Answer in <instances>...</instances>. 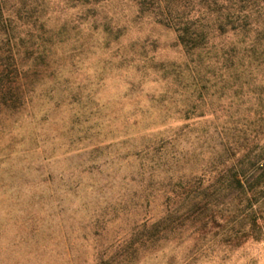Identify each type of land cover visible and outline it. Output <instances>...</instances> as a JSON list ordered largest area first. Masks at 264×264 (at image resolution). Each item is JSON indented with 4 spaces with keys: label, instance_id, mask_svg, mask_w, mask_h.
<instances>
[{
    "label": "rangeland",
    "instance_id": "obj_1",
    "mask_svg": "<svg viewBox=\"0 0 264 264\" xmlns=\"http://www.w3.org/2000/svg\"><path fill=\"white\" fill-rule=\"evenodd\" d=\"M36 1L54 39L31 49L44 66L29 74L28 43L0 62L19 67L2 82L16 107L0 104V264H264V240L230 251L188 229L151 234L187 218L194 182L218 177L220 143L264 145V41L255 69L230 48L253 43L217 39L194 77L144 0H11L12 11ZM201 129L218 141L196 139Z\"/></svg>",
    "mask_w": 264,
    "mask_h": 264
},
{
    "label": "trees",
    "instance_id": "obj_2",
    "mask_svg": "<svg viewBox=\"0 0 264 264\" xmlns=\"http://www.w3.org/2000/svg\"><path fill=\"white\" fill-rule=\"evenodd\" d=\"M12 8L11 0H0V62L15 61L17 45L28 43L26 58L33 61L29 74L38 75L46 56L36 55L31 49L37 43L54 40L52 36L46 37L51 30L42 20L41 4L36 1L30 10H25V4L13 11ZM141 11L153 13L160 23L176 31L179 44L191 58V65L186 69L194 77L200 76L202 52L207 48L215 49V41L224 37L237 38L242 44L253 43L249 48L231 45V51L239 56L238 66H243L247 52L254 57L251 67L257 69L263 63H257L260 55L257 48L264 41V0H144ZM230 62V67H234V61ZM13 65L12 70L4 65L0 71V87L5 86L0 104L12 102L15 108L16 100L8 98L10 87L2 83L9 74L18 77L19 67ZM235 71L240 79L242 73ZM188 114L186 111L187 119ZM199 134L198 140L218 141L216 135L207 134L205 129ZM220 146L214 162L221 168L218 177L206 188H203L204 178L194 182V188L186 197L185 214L188 216L183 221L173 214L153 224L152 236L163 234L157 241L167 240L170 234L186 229L199 240L210 239L230 251L248 241L264 240V145H238L237 149L223 143Z\"/></svg>",
    "mask_w": 264,
    "mask_h": 264
}]
</instances>
